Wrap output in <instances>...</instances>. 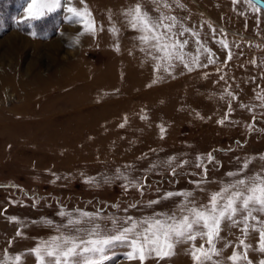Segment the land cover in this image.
Masks as SVG:
<instances>
[{"label": "rangeland", "instance_id": "obj_1", "mask_svg": "<svg viewBox=\"0 0 264 264\" xmlns=\"http://www.w3.org/2000/svg\"><path fill=\"white\" fill-rule=\"evenodd\" d=\"M28 2L0 0V258L7 250L23 254V264H36L28 250L66 222L61 210H100L105 217L136 219L170 214L182 197L163 199L166 192H192L197 203H206L211 193L239 178L227 173L237 172L245 159L251 158L248 175L264 168V108L255 98L264 90V46L252 45L264 40L263 10L233 6L231 0H181L184 9L173 5L169 14L200 31L219 57L217 64L191 73L178 66L173 78L154 72L152 61L138 49V33L126 26L121 12L136 0H87L104 30L95 37L84 35L75 48L67 46L61 33L80 28L64 19L63 8L30 20L24 13ZM145 7L156 15L147 0ZM109 12L120 29L117 38L108 31ZM206 22L217 29V37L220 29L228 34L233 59L226 66L225 53L214 44ZM189 50L195 51L191 44ZM157 75L163 79L153 84ZM228 86L239 100L232 101L231 122L219 125L228 103L220 97ZM241 103L255 107L249 112ZM253 116L254 130L249 131ZM208 153L215 157L213 163L207 162ZM197 156L205 158L207 168L199 187L194 183L202 177L194 166ZM169 157L188 163L173 176L158 163ZM117 169L141 181L143 194L125 191L120 179L104 183L105 177L119 175ZM88 178L94 182L87 183ZM155 200L159 203L149 204ZM8 217L25 225L23 238L15 236L20 224ZM233 233L239 235L235 229L221 235L234 239ZM257 238L253 233L248 242L255 247ZM186 247L177 245L173 256L145 264H191ZM128 251L117 243L102 264H138L127 259ZM249 258L258 264L264 257L249 250Z\"/></svg>", "mask_w": 264, "mask_h": 264}, {"label": "snow or ice", "instance_id": "obj_2", "mask_svg": "<svg viewBox=\"0 0 264 264\" xmlns=\"http://www.w3.org/2000/svg\"><path fill=\"white\" fill-rule=\"evenodd\" d=\"M77 2L79 7L76 6ZM147 3L153 6L156 15L147 10L145 0H136L134 4L127 6L121 15L126 26L138 33L136 37L138 49L152 61L154 72L160 73L162 70L174 78V70L178 66L191 73L217 64L219 59L217 53L201 38L200 31L186 26L177 16L169 14L173 5L178 9L185 8L181 0H172L171 3L168 0H147ZM241 3L246 4L254 12L264 10L257 6L264 3V0H231L233 6ZM61 8L66 13L65 19L79 26L81 35L95 37L98 31L104 30L102 26L97 25L87 0H29L24 7V13L27 19L38 20ZM233 11L241 16L246 15L235 7ZM108 20L110 21L108 31L117 38L120 29L115 23H111V12L108 13ZM206 23L214 44L219 45L225 53L222 63L226 66L227 62L233 59L228 34L224 29H220L221 35L217 37V29L210 22ZM32 35L35 36L36 33ZM190 44L195 51L189 50ZM114 48L115 51H120L118 42ZM251 63L255 65L256 61L252 60ZM261 63L264 64V60ZM160 79L163 77L157 75L152 83L155 84ZM219 79L224 81L225 76L221 74ZM225 97L228 98L227 110L224 116L217 120L219 125L231 122L230 116L234 111L232 101L239 100V96L230 90V86L224 88V95L220 99L224 100ZM255 98L260 101V107L264 108V90L256 92ZM239 107L252 112L255 106L250 107L241 103ZM141 119L146 117L142 116ZM252 119L253 123L247 125L249 131L254 130L255 116ZM120 127H124V124ZM164 131V127L160 126L161 134ZM260 159L264 160V156ZM206 160L213 163L215 157L208 153ZM196 161L194 166L201 169L202 173L201 180L194 182L199 187L207 175V168L204 157L197 156ZM158 163L168 168L170 174L175 176L177 168H182L188 161L176 162V157H169L166 161ZM250 163L251 158L245 159L237 172L227 173L229 177L239 178L223 184L218 191L211 193L206 203H197L192 192L164 193L163 199L182 197L177 205V211L170 214H154L151 217L136 219L131 216L105 217L100 210L96 212L76 210L75 213L61 210L58 214L66 217V222L55 226L56 234L47 240L39 241L28 250V254L35 257L36 264H102L107 259L108 250L120 243L129 248L127 252L129 261L145 264L149 259L163 260L171 257L175 254L177 245H186V255L190 258L191 264H253L249 258V250L264 257V168L248 175L246 170ZM117 172L119 175L116 177H105L104 183L120 179L124 181L122 186L125 191L135 189L143 194L144 184L141 181L130 180L119 169ZM86 182L93 183L94 178H88ZM155 203H159V200L149 201V204ZM8 219L20 224L15 236L23 238L22 229L25 225L16 217ZM43 222L49 226L53 225L51 220ZM233 229L239 233V235L233 233L234 239H227L221 235L225 230ZM253 233L258 237L255 247L248 242ZM227 249L232 251L230 255L225 256L224 252ZM0 264H23V254L10 255L4 250ZM258 264H264V258H261Z\"/></svg>", "mask_w": 264, "mask_h": 264}, {"label": "clouds", "instance_id": "obj_3", "mask_svg": "<svg viewBox=\"0 0 264 264\" xmlns=\"http://www.w3.org/2000/svg\"><path fill=\"white\" fill-rule=\"evenodd\" d=\"M64 19H65V17H64ZM61 35L64 36V38L67 42V46L70 48H75L76 46H79L81 44L82 38L84 36V35H81L79 32L78 33H61Z\"/></svg>", "mask_w": 264, "mask_h": 264}, {"label": "built area", "instance_id": "obj_4", "mask_svg": "<svg viewBox=\"0 0 264 264\" xmlns=\"http://www.w3.org/2000/svg\"><path fill=\"white\" fill-rule=\"evenodd\" d=\"M253 46H257V45H260V46H264V40H259V42H257L255 40V42L252 44Z\"/></svg>", "mask_w": 264, "mask_h": 264}, {"label": "water", "instance_id": "obj_5", "mask_svg": "<svg viewBox=\"0 0 264 264\" xmlns=\"http://www.w3.org/2000/svg\"><path fill=\"white\" fill-rule=\"evenodd\" d=\"M258 6L261 8V9H264V3L262 4H258ZM264 11V10H263Z\"/></svg>", "mask_w": 264, "mask_h": 264}]
</instances>
